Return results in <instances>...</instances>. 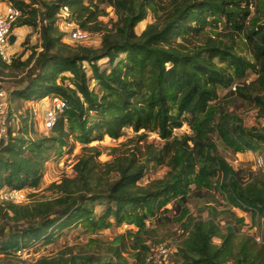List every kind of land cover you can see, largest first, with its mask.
Instances as JSON below:
<instances>
[{
    "label": "trees",
    "instance_id": "1",
    "mask_svg": "<svg viewBox=\"0 0 264 264\" xmlns=\"http://www.w3.org/2000/svg\"><path fill=\"white\" fill-rule=\"evenodd\" d=\"M9 1L22 10L12 29L30 26L42 38L41 50L34 47L17 63L24 71L30 66L18 99H64L68 106L51 129L59 133L56 154L71 134L85 145L76 175L52 183V197L26 204L0 198V254L10 257L41 239L48 244L73 225L87 233L127 224L134 227L126 232L131 255L146 264L154 231L147 221L174 212L184 229L175 252L182 264H264V236L244 232V217L233 209L250 212L260 226L264 172L235 168L218 149L219 141L235 153L264 150V126L247 127L237 106L240 101L264 117V0ZM98 2L113 8L110 25L99 19ZM64 6L66 19L101 33L98 48L63 42L56 22ZM151 13L154 19L138 33ZM11 64L0 57L3 67H16ZM220 89L228 91L220 96ZM184 124L191 133L174 135ZM127 128L138 134L135 148L110 161L88 146L105 136L118 139ZM150 133L164 144L146 140ZM6 141L0 142V189L38 188L53 145L10 132ZM151 163L169 169L143 182ZM216 193L227 204H215ZM192 196L205 197V216L191 211ZM95 202L105 203L101 213ZM123 238L106 247L91 238L97 248L89 252L68 249L35 264H129Z\"/></svg>",
    "mask_w": 264,
    "mask_h": 264
},
{
    "label": "rangeland",
    "instance_id": "2",
    "mask_svg": "<svg viewBox=\"0 0 264 264\" xmlns=\"http://www.w3.org/2000/svg\"><path fill=\"white\" fill-rule=\"evenodd\" d=\"M99 3L100 17L104 23L110 25L111 20L116 19V15L111 6L106 3ZM5 0H0V14L4 10ZM64 8V7H63ZM70 14L69 8H64L58 14L59 19L56 22V28L63 38V42L76 47V43L72 42L65 33L68 29L63 25L65 17ZM154 19L153 14H149L147 19L142 21L136 28L138 33H141L145 28L146 24ZM21 34V35H20ZM18 36H21L18 38ZM19 39V40H18ZM16 40L13 46L10 48L12 53V64L16 67L5 68L0 65V81L3 87L11 94V114L9 115V132L12 134V138L18 136H24L30 138L33 143L38 139L45 140L47 144H52L53 148L49 151V159L45 162L43 167V178L38 188L26 187L22 193L18 194V197H25L23 202L29 203L36 200L52 197L53 191L50 189L52 183H59L64 177H74L76 172L74 170V165L78 162L79 157L83 153V146L85 144L81 143L74 134H71L62 147V151L59 155L56 154V148L59 146V136L56 130L47 129L44 126L45 110L48 105H50L51 98L53 95L45 96L41 99L35 98L34 101L21 100L18 99V92L24 88L25 82H22V78L27 77V72L30 66L24 71L23 67H18V62L25 61L31 54L34 47H38L41 50L42 38L39 29H34L33 27H26L24 31L16 34ZM101 42V33L94 32L91 33L90 39L84 44L87 46H92L98 48ZM107 59L101 60L99 63L104 66L106 65ZM11 64V65H12ZM90 66L86 65V70L89 76H91ZM71 75L70 73H67ZM255 75H250L249 80L253 79ZM26 81V80H25ZM91 86L94 82L91 80ZM94 87V86H93ZM97 90V86L94 87ZM227 89H220V96H224L227 93ZM237 106L241 108L239 114L244 119V123L247 127L252 126H264V117H259L257 109L254 107L244 105L240 101L237 102ZM238 108V109H239ZM244 108V109H243ZM94 115V112L90 113ZM29 116V117H28ZM93 117H89L88 124L92 123ZM64 132H69V123L65 121ZM78 132V131H76ZM143 132V131H141ZM185 133H191L187 124H184L181 128H176L174 130V135L181 136ZM78 135V133H76ZM64 137V135H62ZM138 139V134L132 129L127 128L124 130L123 136L118 139H113L109 136H105L103 140L92 141L88 146H97L101 155L98 157L100 161H110L116 155L120 153L127 152L134 149L136 146V141ZM148 141L155 143L157 147H161L164 144L163 139L159 137L156 133H150ZM32 146L31 142L27 143V146ZM219 151L227 158V160L235 168H243L245 170H252L254 172H264V150H259L257 152L247 151L244 153H235L233 150L224 146V144L218 141ZM263 160V165H259V159ZM168 166L165 164H154L151 163L148 170L143 178V182L149 180L162 178L166 175L168 171ZM3 189H0V197ZM4 194V193H3ZM2 194V195H3ZM217 205L227 204V201L219 194L216 193ZM1 200V199H0ZM206 200L205 197L192 196L189 200V207L194 215L202 214L206 215ZM95 210L101 213L105 208L104 202H95ZM172 206L169 205L168 208ZM237 212V215L244 217V225L242 230L246 233L263 238L264 236V220H261L260 226H256L255 222L253 224L252 215L250 212L241 211L233 207ZM168 217L165 221L160 220H149L147 225L150 228H154L152 233V240H145L148 245L151 246V251L149 253L148 261L146 264H182L177 256L175 255L177 249V243L181 240L184 229L182 222L175 219L176 214L174 212H167ZM26 226V224L22 225ZM9 231V226H6ZM130 228H134L127 224H115L112 228L100 229L95 232H85V229L81 226L73 225L71 228L62 231L61 233H56L54 240L48 244L44 243V240L33 242L22 250L17 251L7 257L5 254H0V264H35L36 261L42 256H54L61 251L68 249H73L75 251L83 250L89 252L87 249L90 247L97 248L95 244L91 241V238H100L103 243L101 246L106 247L107 243L115 241L119 236H124V243L121 244V249H124L123 256L127 258L129 264H144L131 255L130 251L132 246V239L127 236L126 232ZM261 235V236H260ZM216 242H219L217 240ZM128 245L130 247H128ZM102 248V247H100ZM102 253V252H101ZM14 260H11L12 257Z\"/></svg>",
    "mask_w": 264,
    "mask_h": 264
},
{
    "label": "built area",
    "instance_id": "3",
    "mask_svg": "<svg viewBox=\"0 0 264 264\" xmlns=\"http://www.w3.org/2000/svg\"><path fill=\"white\" fill-rule=\"evenodd\" d=\"M64 8L68 9L66 6H64ZM64 8H62V11ZM20 16H22V10L13 2L5 0L4 10L0 14V57L8 65L13 61L10 51L13 44L10 42V36L15 33L12 27ZM63 25L68 28L65 33H67L66 36H68L72 42L84 44L90 39L91 33L81 28L75 21H69V19L65 17ZM9 97L11 98V94L3 87L0 81V142L6 141L9 134V115L11 107ZM67 106V102L64 99L55 96L52 97L50 105H48L45 110V128L53 129L65 112ZM258 163L260 166L263 165V160L260 158ZM22 191L24 190L14 188L3 189L1 192L2 197L0 198L15 203H22L25 197H18V194L22 193ZM257 240H260V237H258Z\"/></svg>",
    "mask_w": 264,
    "mask_h": 264
},
{
    "label": "crops",
    "instance_id": "4",
    "mask_svg": "<svg viewBox=\"0 0 264 264\" xmlns=\"http://www.w3.org/2000/svg\"><path fill=\"white\" fill-rule=\"evenodd\" d=\"M26 27H30V26L17 27V28L14 29V33L19 35V33H21L22 31H24ZM15 34H14V35H15ZM20 35H21V34H20ZM15 36H16V35H15ZM20 37H21V36H18V38H20ZM18 40H19V39H18ZM16 42H18V41L16 40Z\"/></svg>",
    "mask_w": 264,
    "mask_h": 264
},
{
    "label": "water",
    "instance_id": "5",
    "mask_svg": "<svg viewBox=\"0 0 264 264\" xmlns=\"http://www.w3.org/2000/svg\"><path fill=\"white\" fill-rule=\"evenodd\" d=\"M15 41H16V36L12 34V35L10 36V42H11L12 44H14Z\"/></svg>",
    "mask_w": 264,
    "mask_h": 264
},
{
    "label": "clouds",
    "instance_id": "6",
    "mask_svg": "<svg viewBox=\"0 0 264 264\" xmlns=\"http://www.w3.org/2000/svg\"><path fill=\"white\" fill-rule=\"evenodd\" d=\"M14 35V34H13Z\"/></svg>",
    "mask_w": 264,
    "mask_h": 264
}]
</instances>
